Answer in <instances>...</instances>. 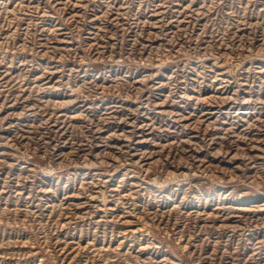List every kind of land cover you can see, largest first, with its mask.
Listing matches in <instances>:
<instances>
[{"label":"rangeland","instance_id":"374dc122","mask_svg":"<svg viewBox=\"0 0 264 264\" xmlns=\"http://www.w3.org/2000/svg\"><path fill=\"white\" fill-rule=\"evenodd\" d=\"M0 264H264V0H0Z\"/></svg>","mask_w":264,"mask_h":264}]
</instances>
